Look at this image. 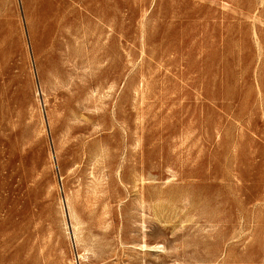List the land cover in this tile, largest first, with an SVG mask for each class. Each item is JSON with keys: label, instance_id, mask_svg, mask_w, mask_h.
Segmentation results:
<instances>
[{"label": "rangeland", "instance_id": "obj_1", "mask_svg": "<svg viewBox=\"0 0 264 264\" xmlns=\"http://www.w3.org/2000/svg\"><path fill=\"white\" fill-rule=\"evenodd\" d=\"M263 1L0 0V264H264Z\"/></svg>", "mask_w": 264, "mask_h": 264}, {"label": "bare ground", "instance_id": "obj_2", "mask_svg": "<svg viewBox=\"0 0 264 264\" xmlns=\"http://www.w3.org/2000/svg\"><path fill=\"white\" fill-rule=\"evenodd\" d=\"M261 2H262V1H261ZM263 2H264V1H263ZM261 8H262V7H261ZM244 11H246V10H244ZM243 13H244V12H243ZM241 14H242V13H241ZM243 16L246 17L247 15L245 16V15L243 14ZM170 173H171V172H170ZM169 175H170V174H169ZM173 175H175V174H173ZM173 175H172V176H173ZM175 177H176V176H175ZM172 178H173V177H172ZM143 179H144V178H143ZM145 179H147V178H145ZM148 179H149V178H148ZM179 190H180V189H179ZM181 191H182V190H181ZM180 193H182V192H180ZM142 194H143V193H142ZM142 197H143V195H142ZM142 197H141V198H142ZM141 198H139V199L144 201L145 198H143V199H141ZM185 199H186V198H185ZM187 199H188V198H187ZM145 200H146V199H145ZM185 201H186V200H185ZM140 205H141V204H140ZM143 205H144V204H143ZM183 206H184V205H183ZM146 208H147V207H146ZM72 215H73V213H72ZM73 216H74V215H73ZM209 222H210V220H209ZM206 223H207V222H206ZM210 225H211V224H210ZM144 230H145V229H144ZM142 231H143V230H142ZM143 239H144V238H143ZM143 244H144V243H143ZM156 246L158 247V245H156ZM146 247H148V246L145 244V245H144V248H146ZM154 247H155V246H154ZM157 247H155V248L152 247L150 250L153 251V250L157 249ZM145 250H146V249H145Z\"/></svg>", "mask_w": 264, "mask_h": 264}, {"label": "water", "instance_id": "obj_3", "mask_svg": "<svg viewBox=\"0 0 264 264\" xmlns=\"http://www.w3.org/2000/svg\"><path fill=\"white\" fill-rule=\"evenodd\" d=\"M61 185V184H60Z\"/></svg>", "mask_w": 264, "mask_h": 264}]
</instances>
